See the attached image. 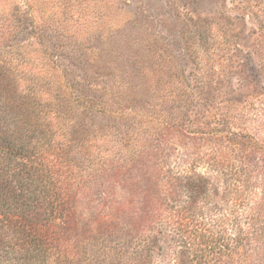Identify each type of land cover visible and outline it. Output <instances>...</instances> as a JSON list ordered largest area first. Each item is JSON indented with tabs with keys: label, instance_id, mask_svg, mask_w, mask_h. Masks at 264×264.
Listing matches in <instances>:
<instances>
[{
	"label": "trees",
	"instance_id": "1",
	"mask_svg": "<svg viewBox=\"0 0 264 264\" xmlns=\"http://www.w3.org/2000/svg\"><path fill=\"white\" fill-rule=\"evenodd\" d=\"M0 1L4 9L19 0ZM73 1L61 0L63 14ZM109 1L117 8L128 2ZM25 2L41 48L17 66L0 55V264H154L160 255L164 264H264V145L244 127L189 135L194 147L175 171L147 133L114 157L106 138L84 133L74 113L112 110L85 67L84 82L67 70L75 56L58 52L72 35L47 21L42 0ZM224 137L251 145L232 147ZM95 159L127 181L129 196L80 229L74 214L86 187L82 168ZM116 232L119 248L107 243Z\"/></svg>",
	"mask_w": 264,
	"mask_h": 264
},
{
	"label": "rangeland",
	"instance_id": "2",
	"mask_svg": "<svg viewBox=\"0 0 264 264\" xmlns=\"http://www.w3.org/2000/svg\"><path fill=\"white\" fill-rule=\"evenodd\" d=\"M42 1L47 21L72 35L58 52L75 56L66 60L67 70L84 82L85 67L110 104L108 113L93 107L74 113L84 133L106 138L114 157L124 155L120 145L127 142L131 149L136 135L147 133L154 135L155 149L165 148V168L175 171L194 147L189 135L226 136L244 127L264 145V0H125L121 9L109 0H81V5L75 0L65 14L61 0ZM2 8L0 33L8 34L0 55L16 66L25 64L41 48L35 12L25 0ZM89 162L82 168L86 187L74 214L80 229L92 227L100 213H110L129 196L127 181L113 166L103 170V160ZM119 239L117 233L107 243L119 248ZM164 243L169 250L171 244ZM155 258L154 264L168 259Z\"/></svg>",
	"mask_w": 264,
	"mask_h": 264
}]
</instances>
